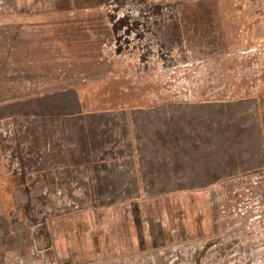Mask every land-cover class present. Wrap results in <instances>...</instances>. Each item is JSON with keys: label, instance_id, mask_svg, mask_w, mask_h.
<instances>
[{"label": "rangeland", "instance_id": "rangeland-1", "mask_svg": "<svg viewBox=\"0 0 264 264\" xmlns=\"http://www.w3.org/2000/svg\"><path fill=\"white\" fill-rule=\"evenodd\" d=\"M41 98L94 163L26 194ZM0 264H264V0H0Z\"/></svg>", "mask_w": 264, "mask_h": 264}, {"label": "crops", "instance_id": "crops-1", "mask_svg": "<svg viewBox=\"0 0 264 264\" xmlns=\"http://www.w3.org/2000/svg\"><path fill=\"white\" fill-rule=\"evenodd\" d=\"M56 100L41 98L43 102L35 106V109L34 105L29 107L31 109L26 112L27 114L23 113L20 117L15 116L13 111L10 113L14 120L5 127L14 129L12 146L15 154L12 159L15 162L19 161L24 168L28 165H38L44 170L43 166L53 164L58 170L65 168L67 171L82 172L81 176H85L89 174L94 163L90 156L91 150L88 148L91 132H88L86 124H83L86 123L87 114L84 111L81 114V110L71 112L63 110L61 103ZM37 122L42 123V126H39L40 124L37 126ZM78 135L84 141L80 140ZM26 171H31L25 178L26 180L30 178L25 180V183H28V187H24L27 194L33 191L29 181L33 177L34 169ZM19 175L21 177V174Z\"/></svg>", "mask_w": 264, "mask_h": 264}]
</instances>
